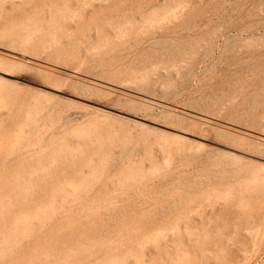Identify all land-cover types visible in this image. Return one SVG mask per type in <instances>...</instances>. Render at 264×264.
Instances as JSON below:
<instances>
[{
    "label": "rangeland",
    "instance_id": "1",
    "mask_svg": "<svg viewBox=\"0 0 264 264\" xmlns=\"http://www.w3.org/2000/svg\"><path fill=\"white\" fill-rule=\"evenodd\" d=\"M7 174L52 208L24 246L72 219L117 264H264V0H0Z\"/></svg>",
    "mask_w": 264,
    "mask_h": 264
},
{
    "label": "bare ground",
    "instance_id": "2",
    "mask_svg": "<svg viewBox=\"0 0 264 264\" xmlns=\"http://www.w3.org/2000/svg\"><path fill=\"white\" fill-rule=\"evenodd\" d=\"M19 181L21 180H12L11 174L5 175L0 181V264H117L127 255V250L123 249L127 246L125 241L118 243V238H112L95 243L88 232L72 219L66 222L59 220L51 227L49 234L37 237L27 246L22 245L21 238L36 233L49 218L52 208L47 204L30 206L14 202L12 199L17 195L15 188ZM41 208L43 214L39 212ZM40 214L44 216L43 219L32 220L37 219ZM76 232L82 237L77 238ZM103 246H106V251L100 261L94 262L86 256L81 257L80 253L85 255L88 249L94 251Z\"/></svg>",
    "mask_w": 264,
    "mask_h": 264
}]
</instances>
